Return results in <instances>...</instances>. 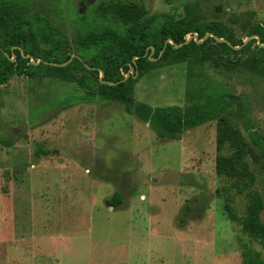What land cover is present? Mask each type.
<instances>
[{"label": "rangeland", "instance_id": "rangeland-1", "mask_svg": "<svg viewBox=\"0 0 264 264\" xmlns=\"http://www.w3.org/2000/svg\"><path fill=\"white\" fill-rule=\"evenodd\" d=\"M26 1L27 14L37 13L65 35L72 54L86 32L117 26L100 15L99 6L108 2L136 3L148 16L176 19L197 10V21L220 22L251 49L264 47L252 32L264 25V0ZM210 55L223 63L150 69L136 82L134 98L152 107L184 108L189 68L191 81L205 79L215 98L235 96L234 121L253 174L242 190L236 179L215 172V119L177 140L160 138L122 104L82 98L86 90L74 81L44 75L0 81V217L7 215L6 190L22 187L24 208L25 195L27 201L21 219L27 251L16 244L15 264H244L248 250L264 260V243L251 239L226 211L228 205L242 215L250 190L264 203V147L254 142L264 141V62L248 69L234 66L230 51L213 49ZM116 191L122 203L108 207L104 201ZM259 219L264 223V208ZM4 252L0 244V264H8Z\"/></svg>", "mask_w": 264, "mask_h": 264}, {"label": "trees", "instance_id": "trees-1", "mask_svg": "<svg viewBox=\"0 0 264 264\" xmlns=\"http://www.w3.org/2000/svg\"><path fill=\"white\" fill-rule=\"evenodd\" d=\"M27 9L26 0H0V81L11 75H44L74 81L86 90L82 98L98 96L122 104L127 113L144 123H151L160 138L177 140L183 132L215 119L216 174L236 179L239 190L250 184L253 174L246 160L249 149L232 111L238 102L227 99L224 94L215 98L205 79H198L197 88V82L191 81L194 80L191 68L187 73L188 103L184 108L152 107L138 101L134 98V86L152 68L184 61L223 63L210 55L213 49L234 53V66L256 69L264 62L263 46L251 49L250 42L236 40L231 29L220 22L197 21V10L189 9L183 18L176 19L167 13L148 16L136 3L108 2L99 6L100 15L104 19L116 20L117 26L104 25L86 32L77 41L80 45L78 53L70 59L71 43L66 36L37 13L27 14ZM252 32L257 33L260 42L264 43V25H256ZM206 33L223 38L229 44L211 36L204 38ZM194 34L198 41L191 37L184 43L187 36ZM169 39L182 45L175 47L167 41ZM37 42L50 47L41 49ZM230 45L239 48L235 50ZM88 49L94 50L87 60L84 57ZM244 50L255 55L248 56ZM31 57L40 60L39 63L33 64ZM69 59L66 65H59ZM130 68L134 69L135 76L133 73L124 78ZM77 69L83 73L76 74ZM100 71L103 73L101 80ZM200 88L206 90L201 92ZM253 137L251 135L254 140ZM254 142L264 147V141ZM5 144L10 145L9 142ZM246 198L247 207L242 215L228 205L227 214L251 239L264 243V223L259 219L264 203L259 193L253 190L246 193ZM104 202L108 207L117 208L122 203V194L116 191ZM243 262L264 264V260L250 250L243 253Z\"/></svg>", "mask_w": 264, "mask_h": 264}, {"label": "crops", "instance_id": "crops-1", "mask_svg": "<svg viewBox=\"0 0 264 264\" xmlns=\"http://www.w3.org/2000/svg\"><path fill=\"white\" fill-rule=\"evenodd\" d=\"M24 190L22 187L12 188V190H6L3 193L5 199H7V215H2L0 217V244H4L5 247V257L7 258L8 264H15L16 260L12 257V249L15 248L16 244L24 243V247L27 251L26 244V229H22L21 219L22 215L26 213L27 201L25 195V208L22 203V198H24ZM19 201V202H18ZM19 239V241H17Z\"/></svg>", "mask_w": 264, "mask_h": 264}, {"label": "water", "instance_id": "water-1", "mask_svg": "<svg viewBox=\"0 0 264 264\" xmlns=\"http://www.w3.org/2000/svg\"><path fill=\"white\" fill-rule=\"evenodd\" d=\"M208 36L213 37L216 41H224V42H226L227 44H229V43H228L226 40H224L223 38L216 37V36H214V35H212V34H210V33H206L205 36H204V38H206V37H208ZM191 37H193L195 41H198V40H197V35L194 34V35L188 37V38L185 40L184 43L188 42V41L191 39ZM167 41H168L169 43H171L172 45H174L175 47H179V46L182 45V43H181V44H178V45L175 44V43L173 42V40H171V39H169V40H167ZM230 46H231L232 48H239V46H233V45H230ZM74 56H75V54H71L70 59H71L72 57H74ZM30 59H31V62H32L33 64H38L39 61H40V60L35 61L32 57H31ZM70 59H69L67 62L61 63V64H59V65H60V66H64V65H66V64L70 61ZM133 73H134V69H133V68H130L129 71H128V73H126V75L124 76V78H127V77L129 76V74H133ZM135 74H136V73H134V76H135ZM102 76H103V73H102V71H100V77H99L100 80H101ZM109 84H112V83L110 82ZM226 97H227V99H230V100H236V97H235V96H232V95H227Z\"/></svg>", "mask_w": 264, "mask_h": 264}]
</instances>
